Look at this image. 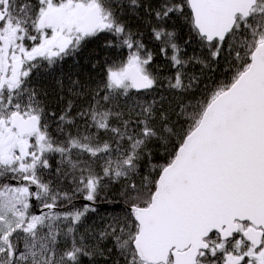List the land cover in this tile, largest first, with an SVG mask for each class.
<instances>
[{"label": "snow or ice", "instance_id": "obj_1", "mask_svg": "<svg viewBox=\"0 0 264 264\" xmlns=\"http://www.w3.org/2000/svg\"><path fill=\"white\" fill-rule=\"evenodd\" d=\"M0 264H264V0H0Z\"/></svg>", "mask_w": 264, "mask_h": 264}, {"label": "trees", "instance_id": "obj_2", "mask_svg": "<svg viewBox=\"0 0 264 264\" xmlns=\"http://www.w3.org/2000/svg\"><path fill=\"white\" fill-rule=\"evenodd\" d=\"M191 52V49H189ZM114 51H104L98 43H89L82 48L76 56L68 57L62 64L58 65L51 72H44L33 80L34 86L47 93V98L51 102L53 108L57 107L58 96L67 92L70 80H79L82 84L95 86V81L100 78V68L97 62H103L104 59H114ZM97 64V67H93ZM156 64L159 66L161 75L169 74V69L165 66L162 59L157 58ZM196 72L199 73V66L196 67ZM221 69L215 72L207 71L206 76L213 79L219 78ZM58 81L63 82V93L61 85ZM209 83L211 80L208 81ZM125 208L122 204H101L98 209V214H92L87 223L89 227L99 228L108 221L111 216H123ZM103 218V219H102ZM113 259H118L113 250Z\"/></svg>", "mask_w": 264, "mask_h": 264}]
</instances>
